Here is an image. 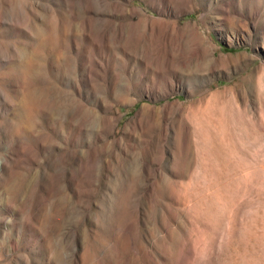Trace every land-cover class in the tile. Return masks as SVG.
I'll list each match as a JSON object with an SVG mask.
<instances>
[{
  "label": "rangeland",
  "instance_id": "374dc122",
  "mask_svg": "<svg viewBox=\"0 0 264 264\" xmlns=\"http://www.w3.org/2000/svg\"><path fill=\"white\" fill-rule=\"evenodd\" d=\"M0 264H264V0H0Z\"/></svg>",
  "mask_w": 264,
  "mask_h": 264
}]
</instances>
